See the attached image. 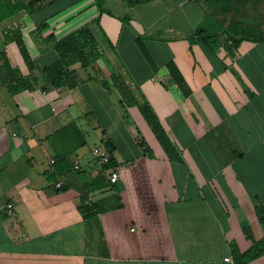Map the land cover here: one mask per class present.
<instances>
[{
    "label": "crops",
    "instance_id": "crops-1",
    "mask_svg": "<svg viewBox=\"0 0 264 264\" xmlns=\"http://www.w3.org/2000/svg\"><path fill=\"white\" fill-rule=\"evenodd\" d=\"M105 7L99 13L94 0H44L0 23V51L11 65L30 73L4 37L16 27L37 65L33 90L11 93L0 78V264H235L231 243L240 251L251 244L244 227L256 239L264 235L254 208L256 196L264 205V42L243 40L234 57L190 42L210 11L200 0H106ZM42 21L48 27L39 32ZM87 24L102 52L97 69L75 62L77 86H46L40 68L59 55L44 35ZM116 71L149 102L177 158L136 105L124 117L117 92L102 82ZM131 123L153 157L142 154ZM90 128L100 143L86 150ZM106 137L116 165L103 172L92 148L105 147ZM61 156L73 168L57 190L45 172ZM111 170L119 173L114 182ZM101 171L104 185L85 190ZM83 192L98 207L87 217L78 209ZM245 264H264V255Z\"/></svg>",
    "mask_w": 264,
    "mask_h": 264
},
{
    "label": "trees",
    "instance_id": "trees-1",
    "mask_svg": "<svg viewBox=\"0 0 264 264\" xmlns=\"http://www.w3.org/2000/svg\"><path fill=\"white\" fill-rule=\"evenodd\" d=\"M44 0H0V23L22 13H32L39 9ZM106 0H94L99 13L107 11L105 7ZM128 5H136L151 0H124ZM210 9L205 11L206 15L202 25L196 27L188 39L190 42L201 41L211 52L218 54L223 50L227 56L234 57L237 53L239 44L243 40L253 42H264V16L256 13L255 15L246 11L247 7H260L264 11V0H200ZM252 15L254 21H246L240 16ZM209 15V18H208ZM129 17H122L123 21H128ZM94 22L99 25V15ZM48 27L46 21L37 24L36 30L42 32ZM105 39L109 42L108 37ZM4 37L7 41H14L18 47L19 53L27 65L30 73L23 75L18 67L12 66L5 49L0 51V78L6 84L11 93L23 89L33 90L37 86V77L33 70L37 68L36 63L32 59L26 43L23 39L22 32L19 27L7 29L4 32ZM142 38V36L140 37ZM44 40L50 42L58 52V59L52 63L40 68L44 75L46 86L56 89L73 88L77 86L81 79L71 65L75 62H80L83 67H91L97 69V60L102 56L99 47V41L92 31L90 25H83L78 29L66 34L62 37H56L53 32L44 35ZM170 71L174 80L178 83L185 95L189 94L184 80L176 71H173L172 64H169ZM125 72V71H123ZM103 85L110 92H117V104L122 111L124 117H128V106L136 105L142 116L156 135L162 147L171 158L176 157V150L173 143L170 141L165 129L161 125L156 113L152 109L149 102L143 94H138L136 85L127 81L125 75L119 71L111 73L109 77L102 79ZM132 134L136 144L142 151L144 156L153 157V151L144 138L142 132L135 124H130ZM104 146L110 153V159L107 163H102V171L113 168L116 162L112 156L115 150V145L112 140L106 137ZM73 168V164L66 156H61L54 159L53 168L45 172L46 178L49 181H57L68 170ZM101 171V172H102ZM96 176L93 180L85 185V190L103 186L102 183L106 177L105 174ZM55 181V182H56ZM64 186H60L57 190H64ZM254 208L260 223L264 224V205L260 202L258 196L255 197ZM80 213L87 217L95 214L98 207L95 203H89L87 193L83 192L78 205ZM244 233L247 239L251 241L250 246L240 251L235 242L231 243L232 257L235 264L248 263L262 255H264V235L260 239L254 238L251 228L244 227Z\"/></svg>",
    "mask_w": 264,
    "mask_h": 264
},
{
    "label": "built area",
    "instance_id": "built-area-1",
    "mask_svg": "<svg viewBox=\"0 0 264 264\" xmlns=\"http://www.w3.org/2000/svg\"><path fill=\"white\" fill-rule=\"evenodd\" d=\"M92 153L95 157L98 158V160L101 162V163H107L110 159V153L108 152V150L105 148V147H100V146H95L92 148ZM54 160H52L53 162ZM75 167H78L77 164H75ZM118 176H119V173L115 170H111L109 175H108V178L111 182H114L118 179ZM55 186L56 187H60L62 186V182L61 181H56L55 183ZM8 207V211L11 212V207H12V204L11 203H8L7 205ZM133 229V228H132ZM226 260H229L228 257L225 258Z\"/></svg>",
    "mask_w": 264,
    "mask_h": 264
},
{
    "label": "rangeland",
    "instance_id": "rangeland-1",
    "mask_svg": "<svg viewBox=\"0 0 264 264\" xmlns=\"http://www.w3.org/2000/svg\"><path fill=\"white\" fill-rule=\"evenodd\" d=\"M249 13H251L252 15L258 13V14H262L264 16V11L260 8V7H257V8H253V7H247L246 8ZM241 15L240 17L246 21H254L252 19V15ZM208 18H209V15H208ZM202 25V24H201ZM93 129L90 128L89 130V133H87V137H88V142L86 144V150H88L93 144H97L99 145L100 141L97 139V132H93L92 131Z\"/></svg>",
    "mask_w": 264,
    "mask_h": 264
}]
</instances>
